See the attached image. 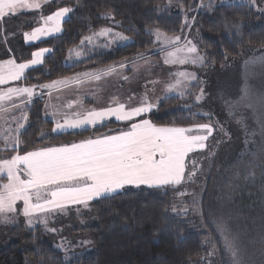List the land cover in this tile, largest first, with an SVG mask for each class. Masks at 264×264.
Segmentation results:
<instances>
[{
	"label": "trees",
	"instance_id": "16d2710c",
	"mask_svg": "<svg viewBox=\"0 0 264 264\" xmlns=\"http://www.w3.org/2000/svg\"><path fill=\"white\" fill-rule=\"evenodd\" d=\"M218 1L55 0L51 9H73L62 33L32 44L15 40L17 61L31 58L38 49L51 50L20 83H42L71 77L87 68L147 57L155 51L154 29L168 35L184 34V39L193 35L206 58L201 69L207 73L254 56L259 62L255 75L264 78V67L260 66L264 62V14L250 4L219 5ZM32 14L8 17L0 31L21 24L24 31L32 28ZM103 28L121 31L133 42L113 52L97 48L91 54L89 49L86 58L64 64L69 49ZM243 88L253 96L264 95V89L260 92L250 79ZM198 89L199 84H193L184 96L165 99L151 114L152 122L160 126L189 127L205 121L213 126L215 145L211 150L215 153L206 168L204 192L198 202L178 188L125 187L92 202L90 223L79 231L88 240L78 239L83 243L78 242L77 251H61L36 228L2 244L0 264H233L218 227L220 220L237 238L243 264H264V108L244 107L241 114L234 110L230 119L240 124L239 131L232 123L224 130L217 120L198 115L194 107L176 110ZM25 113L28 125L19 132L18 147L15 151L5 149L0 142V159L16 152L79 142L91 133L51 134L52 122L43 115V99L26 105ZM229 143L232 148L226 152ZM202 179L203 175L199 181Z\"/></svg>",
	"mask_w": 264,
	"mask_h": 264
},
{
	"label": "snow or ice",
	"instance_id": "6c2138e0",
	"mask_svg": "<svg viewBox=\"0 0 264 264\" xmlns=\"http://www.w3.org/2000/svg\"><path fill=\"white\" fill-rule=\"evenodd\" d=\"M40 7V0H0V18L15 13L18 9ZM72 11L73 9L67 7L60 8L51 15L42 17V26L34 28L31 33H24L25 42H35L61 32L64 19ZM94 35L129 39L120 33H113L111 29H102ZM155 35L157 40H161L163 36L159 31ZM180 39L179 36L163 37L165 44L169 46H175ZM85 41L90 42L91 37H86ZM187 44L191 46L176 48L174 52H170L165 63L203 64L204 57L198 54L188 55L196 54L197 48L191 41ZM50 51L46 48L34 51L31 53L32 59L22 63H17L15 59L0 62V85L21 80L25 70L41 65ZM178 53H183V58H180ZM76 55L80 56V53L77 52ZM261 66L264 67V62ZM119 67L124 68L125 65L120 64ZM115 71L116 68L111 67L99 73L85 75L88 79L99 80L101 75ZM180 76L189 78V74L184 72H181ZM82 82L79 78L74 81L77 85ZM68 83L67 80H58L46 85L9 87L0 90V102L10 101L13 97H26L28 102H31L37 87L53 89L61 85L67 86ZM179 83L178 80L177 85ZM175 87L176 85H171L170 90ZM196 99L200 100L201 96ZM257 105L264 108V95L253 96L247 89L239 100L229 102L232 109L255 108ZM153 107L147 100L135 107H126L124 103L117 102L115 106L88 110L82 116L76 114L75 118L66 117L62 123H56L52 133L66 129L85 130L88 126L95 127L111 118L130 123L127 130H117L116 134H103L59 146L40 147L24 151L23 154L16 152L10 158L0 159V180H6L0 183V214L8 220V214L20 212L27 218V223L32 225L33 218L41 214L63 210L68 205H83L87 208L89 202L119 193L126 186L157 187L181 184L185 179L186 158L190 153L207 147L206 141L213 132V126H157L150 119L142 118L144 114L150 113ZM23 119L27 121V116ZM22 127L23 125H19L17 135L11 137L13 151L19 145V130ZM194 174V171L189 173V179ZM18 202H22V209L17 207ZM217 223L224 234L225 247L232 256L233 264H243L237 238L232 235L225 221L220 220Z\"/></svg>",
	"mask_w": 264,
	"mask_h": 264
},
{
	"label": "rangeland",
	"instance_id": "374dc122",
	"mask_svg": "<svg viewBox=\"0 0 264 264\" xmlns=\"http://www.w3.org/2000/svg\"><path fill=\"white\" fill-rule=\"evenodd\" d=\"M55 0H40L41 7L39 9H18L15 13H10L3 18H0V26L7 24L6 20L8 17H12L13 15L33 12V22L34 25L32 28L24 31V28L21 29V25H14L12 28L3 29L0 31V62H3L8 59H15L17 63L26 62L32 59L31 58L23 61H17V54L15 48V40H20L25 44L36 43L40 40L58 36L63 31V23L66 19H68L71 15L69 14L62 23V31L59 33H53L50 36L43 37L35 42H25L24 33H31L34 28L40 27L43 25L42 17H46L51 15L55 11L60 8L51 9V3ZM250 4L252 5L259 13L264 14V0H219V5H229V4ZM65 8V7H61ZM70 8V7H67ZM71 9V8H70ZM36 15V16H34ZM26 24L29 21L25 22ZM25 24V25H26ZM103 29H111L113 33H120L122 36L128 37L123 34L121 31L115 30L113 28H103ZM102 30V29H101ZM101 30H98L91 35L86 37H91V41H85V38H82L79 44L71 48L67 51L64 64L65 65H73L75 61L86 58L88 56L89 49L94 51L97 48H104L109 52L115 51L117 48L129 45L133 42L132 38L128 37V40L117 39L112 35L109 36H97L95 33H99ZM159 31L163 34L161 40L156 39V32ZM153 39L155 42L156 48H163L169 45H166L163 37L175 38L177 36L181 37L180 41L176 44V48H184L188 45L187 42L191 41L197 48L196 54H188L189 56L199 55L204 57V63H178L179 70H171L174 74V77L170 79L169 72L166 70L165 60L168 59V54L170 52H174L173 50L169 51L164 55L165 57H155L153 59H147L145 61L138 62L137 64L129 67L118 68L115 63L106 64L103 67L96 69H84L82 72L71 76L69 79H65L69 81L67 86L61 85L55 91L49 93L46 97L45 104H43V115L44 117L52 122L50 126L51 134H61V133H76V132H87L91 133L86 136L88 138H94L99 135L108 134L109 132H114L111 134H116L117 130H127L128 124L130 122H120L115 118H111L103 122L102 124H98L95 127L88 126L85 130L81 129H66L62 132L52 133V129L55 127L56 123H62L64 118H75L76 114H86L88 110L100 109L108 106H115V103H124L126 107H135L139 106V104L147 100L148 102L154 105L152 111L150 113H146L142 118L150 119L151 114L157 110L159 105L165 100L170 98L171 96H184L189 92L191 86L196 83L199 84V89L193 94V98L187 100L185 104L178 105L177 109H187L189 107H194L195 111L198 115L202 117L213 118L217 120L219 123V128L226 129L228 128L226 124L232 123L231 114L236 109H232L229 107V102H234L239 100L244 94V85L245 82L250 79V82H254L257 85L258 90L261 92V89H264V78L256 77V70L259 66L258 59L254 56L246 57L244 60L230 65L228 67L222 68L221 70L215 71L213 73H207L203 71L201 68L204 67L206 63L205 56L198 50L197 43L195 37L190 35L184 40V34L179 35H168L165 32L154 29L152 30ZM84 41L82 44L81 42ZM182 46V47H181ZM39 50V49H38ZM37 51V50H36ZM79 52L80 56H77L76 53ZM50 53V52H49ZM47 53L45 57L49 54ZM183 54V53H181ZM184 55V54H183ZM44 57V60H45ZM142 58V57H139ZM183 58V57H180ZM138 59V58H137ZM43 60V62H44ZM134 61V60H131ZM131 61H126L131 62ZM253 61L255 63H253ZM119 63V64H123ZM262 64V63H261ZM32 66L30 69L37 67ZM261 66V65H260ZM115 67L116 71L110 73L108 75H101L99 80L88 79L85 74L99 73L102 70ZM199 67V68H195ZM188 68H194L195 71L193 74V78H190V70ZM26 69L25 73L30 70ZM163 70V71H162ZM188 73L189 78L185 79L180 76V73ZM125 77L127 79H125ZM23 78V77H22ZM21 78V79H22ZM79 78L83 82L80 85L74 83V81ZM180 83L177 85V81ZM43 83V82H42ZM40 84V83H35ZM34 84V85H35ZM33 84L24 85L19 81H10L7 84L0 85V90H6L9 87H19V86H31ZM171 85H176L175 88L170 90ZM44 95V94H43ZM197 96H201L200 100H197ZM256 96V95H255ZM25 97H13L12 100H5L0 102V106L3 105H11L14 103L20 102ZM44 98V97H43ZM41 94L36 95L31 99L29 105L37 99H43ZM131 98V99H130ZM20 103L15 104L6 110L4 109L0 113V141L3 143L2 146L5 149L12 150L14 147L13 141L11 137L14 136L12 134V130L17 125V120L21 117V113L23 112L24 116H27V121L19 122L18 125H23L20 129L22 130L28 124V115L25 113V109L22 112L20 111ZM19 107V110H18ZM244 107L237 108L239 114L242 113ZM17 109V110H16ZM240 111V112H239ZM18 112V113H15ZM45 113V114H44ZM152 121V120H151ZM21 123V124H20ZM113 124V126H112ZM203 124H208L206 121ZM156 125V124H155ZM235 131H239L240 124L232 123ZM104 126H108L104 128ZM160 126V125H157ZM165 126V125H162ZM172 127V126H170ZM191 127V126H189ZM97 129H101L102 133L93 134L92 132ZM224 129V130H225ZM104 130V131H103ZM197 134V133H194ZM204 134V133H198ZM215 131L213 129L212 134L209 136L206 141L207 147L202 150H198L196 152L190 153L186 158V172L185 179L179 185H164L157 187H149L146 185H141L149 188H165V189H175L178 188L180 191L188 192L187 194L191 196L192 200L199 201L204 190V186L206 183V168L208 164H210V157L214 155L215 151L211 150L215 145ZM46 135L48 133L46 132ZM239 137V136H238ZM7 138V139H5ZM236 138L233 139V142ZM229 140V139H227ZM77 142V141H75ZM74 143V142H73ZM225 146V145H224ZM232 144H228L226 147V152H229ZM194 171V175L189 179V173ZM203 175L202 181H199ZM6 182V180H0V183ZM127 188H137L136 186H126ZM140 187V186H139ZM126 189V188H124ZM123 189V190H124ZM121 191V190H120ZM93 201L89 202L88 207L85 208L83 205H68L63 210L53 211L51 213L41 214L38 217L33 218L32 225L27 223V218L22 215V213L18 212L15 214H8L9 219L5 220L3 214H0V246L2 244L8 243L9 241L17 240L26 234L27 231L34 230L36 228L40 229V233L45 236L47 239L51 240L54 245L63 252H73L79 243H83V241H78L80 238H85L83 235L82 229L87 227L90 223V212H91V204ZM18 208L23 207L22 202H18ZM46 221V223L44 222ZM55 229V231H52ZM15 230H18L15 232ZM84 240V239H83ZM86 240L88 238L86 237ZM79 242V243H78ZM85 246V244L83 245ZM81 247L78 250H81Z\"/></svg>",
	"mask_w": 264,
	"mask_h": 264
},
{
	"label": "crops",
	"instance_id": "0c3cea01",
	"mask_svg": "<svg viewBox=\"0 0 264 264\" xmlns=\"http://www.w3.org/2000/svg\"><path fill=\"white\" fill-rule=\"evenodd\" d=\"M185 40V39H184ZM182 42V41H181ZM180 42V43H181ZM180 43H177V44H180ZM176 46V45H175ZM175 46H166V47H163V48H156L155 49V51L151 54V55H149V56H147V57H142V58H138V59H135L134 61H131V62H127V63H123L124 65H125V67L127 68V67H129V66H133V65H135V64H137L138 62H141V61H145V60H147V59H153V58H155V57H165L164 55H166V53H169V51H171V50H173V49H175ZM182 47V46H181ZM173 51H175V50H173ZM179 57H183V54H181V53H178L177 54ZM117 66L116 67H118V68H120L119 67V65L120 64H116ZM195 68H199V67H195ZM167 69H171V70H179L180 69V67H178V63H175V64H172V63H169V64H166V70L165 71H170V70H167ZM188 70H190V78H193V73L194 72H191V71H195V69L194 68H188ZM83 71V70H82ZM82 71H79L78 73H80V72H82ZM163 71V70H162ZM78 73H77V75H78ZM169 77H170V79L171 78H173L174 77V74L172 73V71H170L169 72ZM194 77H195V75H194ZM70 77H59V78H55V79H51V80H48V81H45V82H43V83H40V84H37V85H46V84H49V83H51L52 81H58V80H65V79H69ZM81 80V79H80ZM34 85V84H33ZM33 85H31V86H33ZM36 85V84H35ZM64 86V85H63ZM56 89H58V88H53V89H41V88H39V87H37L36 89H35V92H36V95H38V94H41L42 95V98H43V104H45V100H46V97L49 95V93H51V92H53V91H55ZM44 94V95H43ZM36 95H34L33 97H35ZM32 97V98H33ZM171 97H173V96H171ZM22 101H23V103H22ZM18 103H20V111L19 112H22V111H24V109H25V107H26V105H28L29 104V102H28V100H27V98L25 97L24 99H22L20 102H18ZM18 103H14V104H11V105H8V104H6V105H3V106H0V113H1V111H3L4 109L6 110L7 108H9V107H11V106H13V105H15V104H18ZM19 107H18V110H19ZM17 110V109H16ZM15 113H18V112H15ZM45 114V113H44ZM23 117H24V114H23V112L21 113V117L17 120V125H16V127L12 130V134L15 136V135H17V128H18V123L19 122H23L24 121V119H23ZM21 124V123H20ZM21 129V128H20ZM19 132H20V130H19ZM0 139H1V137H0ZM1 142V141H0Z\"/></svg>",
	"mask_w": 264,
	"mask_h": 264
}]
</instances>
